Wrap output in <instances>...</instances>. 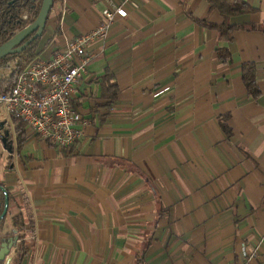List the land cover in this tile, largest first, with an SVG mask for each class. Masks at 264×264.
Returning <instances> with one entry per match:
<instances>
[{
  "label": "crops",
  "instance_id": "0c3cea01",
  "mask_svg": "<svg viewBox=\"0 0 264 264\" xmlns=\"http://www.w3.org/2000/svg\"><path fill=\"white\" fill-rule=\"evenodd\" d=\"M244 1L255 11L231 17V40L192 19L223 22L207 0L54 3L39 57L89 32L105 8L128 15L88 47L74 98L88 120L79 144L27 133L20 152L15 140L12 153L0 145V180L34 220L21 264H264V0ZM107 69L120 90L110 106ZM18 210L13 201L0 236Z\"/></svg>",
  "mask_w": 264,
  "mask_h": 264
},
{
  "label": "built area",
  "instance_id": "2783aa9c",
  "mask_svg": "<svg viewBox=\"0 0 264 264\" xmlns=\"http://www.w3.org/2000/svg\"><path fill=\"white\" fill-rule=\"evenodd\" d=\"M125 7L116 5L102 11L97 26L68 39L63 48L49 57H35L21 72L14 86L0 92V134L10 130L15 140L13 118L27 125V133L59 149L71 150L86 135L88 120L74 104L76 87L88 72L92 56L88 47L108 37L118 17H126ZM0 145L3 146L0 142ZM248 256V252H244Z\"/></svg>",
  "mask_w": 264,
  "mask_h": 264
},
{
  "label": "trees",
  "instance_id": "16d2710c",
  "mask_svg": "<svg viewBox=\"0 0 264 264\" xmlns=\"http://www.w3.org/2000/svg\"><path fill=\"white\" fill-rule=\"evenodd\" d=\"M57 1L58 0H54V3ZM207 1L212 9H217L221 13L223 22L214 23L206 19H199L194 16L191 17L196 23L217 30L220 38L223 40L233 39L234 32L239 27L230 23L231 17L255 11V8L244 0ZM41 5L42 0H0V44L7 42L19 30L32 23L37 18ZM249 27H253V25H249ZM42 37L32 41L24 51L10 54L0 59V68L8 70L7 74H0V92L10 90L14 86L18 75L38 56L37 49ZM29 38L30 37L26 40ZM217 53L223 61H228L231 58L229 51L224 48H218ZM242 76L249 96L254 98L259 97L262 91L256 80V65L251 62L244 63ZM101 88L102 97L109 100L107 105L110 106L117 100L120 90L118 85L114 82V76L109 69L106 70V73L102 77ZM13 123L16 148L17 151L20 152L27 139V125L15 116L13 118ZM8 141L9 143H13L12 137H9ZM9 158H11V156H9ZM5 190L9 192L10 204L13 201L16 202L19 210L13 216L14 230L0 236V246L2 242L15 240L16 259L14 264H21L22 260L28 256L31 250V245L28 242V233H34V220L31 215H28L29 201L27 198L23 196L22 201L17 200L1 180L0 215L4 210ZM6 217L0 220V231L4 228ZM140 261H143V256L139 258L138 262ZM0 264L3 263L0 262Z\"/></svg>",
  "mask_w": 264,
  "mask_h": 264
},
{
  "label": "water",
  "instance_id": "95a60500",
  "mask_svg": "<svg viewBox=\"0 0 264 264\" xmlns=\"http://www.w3.org/2000/svg\"><path fill=\"white\" fill-rule=\"evenodd\" d=\"M53 5L54 0H42V5L37 18L32 23L19 30L10 40L0 44V59L5 58L10 54L24 51L32 41L42 37L47 27V22ZM28 37L30 38L26 40ZM4 124L5 121L0 122V128L4 127ZM9 137L10 130L6 129L4 133L0 134V142L7 151L12 153L14 151L13 143H9ZM9 208V192L5 190V204L4 210L0 215V220L8 215ZM14 245L15 240L2 242L0 246V262L3 264H14L16 259V247Z\"/></svg>",
  "mask_w": 264,
  "mask_h": 264
},
{
  "label": "rangeland",
  "instance_id": "374dc122",
  "mask_svg": "<svg viewBox=\"0 0 264 264\" xmlns=\"http://www.w3.org/2000/svg\"><path fill=\"white\" fill-rule=\"evenodd\" d=\"M8 73V70L7 69H3V68H0V74H7ZM3 115H2V113H0V118L2 117ZM4 154H6L7 155V151H5V150H3L2 149V147H0V161L2 160V159H4L3 157L4 156H6V155H4ZM6 159H7V161H8V158H7V156H6ZM1 174H0V178H1ZM10 215H8L7 216V218L9 217ZM8 233V232H7ZM6 233V234H7Z\"/></svg>",
  "mask_w": 264,
  "mask_h": 264
}]
</instances>
